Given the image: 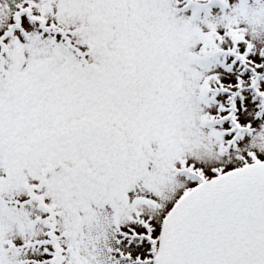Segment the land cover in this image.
I'll list each match as a JSON object with an SVG mask.
<instances>
[{"label":"snow or ice","instance_id":"snow-or-ice-1","mask_svg":"<svg viewBox=\"0 0 264 264\" xmlns=\"http://www.w3.org/2000/svg\"><path fill=\"white\" fill-rule=\"evenodd\" d=\"M0 264H264V0H0Z\"/></svg>","mask_w":264,"mask_h":264}]
</instances>
